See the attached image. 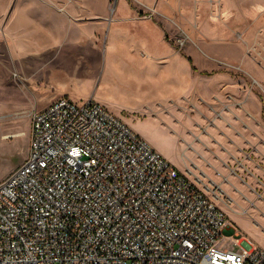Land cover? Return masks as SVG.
<instances>
[{
	"label": "built area",
	"instance_id": "2783aa9c",
	"mask_svg": "<svg viewBox=\"0 0 264 264\" xmlns=\"http://www.w3.org/2000/svg\"><path fill=\"white\" fill-rule=\"evenodd\" d=\"M28 159L0 184V264H264L218 242L224 211L93 98L34 111Z\"/></svg>",
	"mask_w": 264,
	"mask_h": 264
},
{
	"label": "rangeland",
	"instance_id": "374dc122",
	"mask_svg": "<svg viewBox=\"0 0 264 264\" xmlns=\"http://www.w3.org/2000/svg\"><path fill=\"white\" fill-rule=\"evenodd\" d=\"M45 2L70 6L74 20L97 23L89 41L58 50L53 66L68 65L72 75L94 78L88 85L94 100L224 207L230 225L223 228L218 248L238 252V241L260 240L251 216L196 165L203 164L204 144L213 145L206 135L211 124L202 116L225 115L228 104L212 107V101L217 97L228 103V94L238 88L200 77L223 73L243 81L239 88L254 91L257 114L264 118V0H0V17L5 6ZM80 42L99 48L95 70L88 69ZM45 84L40 88L48 90ZM86 91H72L70 98L85 97ZM34 111L33 101L0 99V184L29 157Z\"/></svg>",
	"mask_w": 264,
	"mask_h": 264
},
{
	"label": "crops",
	"instance_id": "0c3cea01",
	"mask_svg": "<svg viewBox=\"0 0 264 264\" xmlns=\"http://www.w3.org/2000/svg\"><path fill=\"white\" fill-rule=\"evenodd\" d=\"M2 11L1 100L33 101L35 111H41L60 97L70 98L72 91L78 89H86L87 93L85 97L80 96L75 101L92 98L88 85L89 81L95 83L94 78L74 76L68 65L58 68L53 65L55 56L59 54L58 50L68 43L89 41L95 35L96 22L74 20L71 18L73 13L70 6L47 2L16 3L5 6ZM111 38L110 35L109 39ZM79 47L80 51L87 53L89 65L92 66V69H88L95 70V61L100 59L99 48L81 42ZM238 72L247 74L244 69H239ZM205 77L200 79L233 90L234 87L238 88L234 90V94H228V103L217 97L212 101V107L228 104L230 110L225 115L218 118L202 116L204 121L211 124L206 135L213 141V145L208 147L204 144L206 155L199 154L203 164L196 167L207 179L220 186L232 198L236 207L251 216L253 226L260 232L261 237L254 243L264 250V118L257 114L258 104L254 91L239 88L243 81H237L232 74L223 73ZM44 81L49 87L48 90L40 88ZM38 89L44 90L46 94L39 95ZM203 98L200 100H206ZM21 133L23 132L9 133L4 137ZM193 182L208 195L200 183ZM219 207L228 216L224 207ZM238 231L242 233V230Z\"/></svg>",
	"mask_w": 264,
	"mask_h": 264
},
{
	"label": "trees",
	"instance_id": "16d2710c",
	"mask_svg": "<svg viewBox=\"0 0 264 264\" xmlns=\"http://www.w3.org/2000/svg\"><path fill=\"white\" fill-rule=\"evenodd\" d=\"M206 74V73H205Z\"/></svg>",
	"mask_w": 264,
	"mask_h": 264
}]
</instances>
